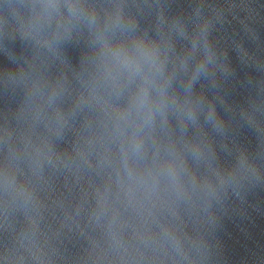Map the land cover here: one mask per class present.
I'll return each mask as SVG.
<instances>
[{
    "label": "water",
    "instance_id": "obj_1",
    "mask_svg": "<svg viewBox=\"0 0 264 264\" xmlns=\"http://www.w3.org/2000/svg\"><path fill=\"white\" fill-rule=\"evenodd\" d=\"M0 264H264V0H0Z\"/></svg>",
    "mask_w": 264,
    "mask_h": 264
}]
</instances>
